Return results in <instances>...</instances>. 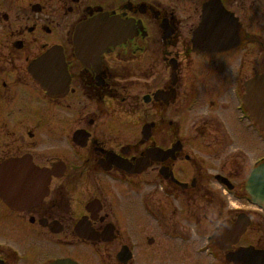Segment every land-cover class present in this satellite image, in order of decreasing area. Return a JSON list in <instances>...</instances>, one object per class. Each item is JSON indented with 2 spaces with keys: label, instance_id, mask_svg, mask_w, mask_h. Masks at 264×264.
Returning a JSON list of instances; mask_svg holds the SVG:
<instances>
[{
  "label": "flooded vegetation",
  "instance_id": "flooded-vegetation-1",
  "mask_svg": "<svg viewBox=\"0 0 264 264\" xmlns=\"http://www.w3.org/2000/svg\"><path fill=\"white\" fill-rule=\"evenodd\" d=\"M220 1L237 18L241 47L212 59L191 44L204 0H0V163L23 159L19 168L48 176L47 194L24 210L0 196V235L15 233L33 249L0 238V264H27L32 255L37 264H119L124 245L128 264H139V244L155 247L151 264H196L190 246L170 240L161 250L155 234L141 239L137 230L160 235L180 228L182 217L217 216L215 175L234 190L242 182L250 142L235 114L242 83L235 60L253 47L264 52V0ZM86 22L112 33L77 37ZM46 71L56 74L50 91L41 83ZM27 101L36 120L22 128L8 110ZM192 118L197 126L185 133L178 120ZM75 131L81 144L72 142ZM147 149L172 154L150 159L138 175L120 167ZM27 177L14 173L24 185ZM78 226L96 240L78 237Z\"/></svg>",
  "mask_w": 264,
  "mask_h": 264
},
{
  "label": "water",
  "instance_id": "water-1",
  "mask_svg": "<svg viewBox=\"0 0 264 264\" xmlns=\"http://www.w3.org/2000/svg\"><path fill=\"white\" fill-rule=\"evenodd\" d=\"M204 9L202 22L197 31L194 33L193 42L195 43L196 50L211 53L215 50L231 47L227 39H233L234 36H236V32H239V27L236 21L231 19V16L220 10L219 4L215 1H211L206 4ZM208 21H212L219 29L222 30L225 39L209 43L203 38ZM95 25V22L86 23L78 31L77 37L82 36V34L90 33L87 35L89 39H101L102 36H105L107 30H96ZM41 59L46 62L48 60V56ZM34 74L36 78L40 75H38L37 71L34 72ZM54 75L56 74L46 71L44 77L41 78V83L44 84L46 89L49 91L53 90L48 88L49 84H56V82L52 80ZM246 89L247 92L244 96L246 108L248 109L252 119L259 123L262 129H264V74L252 78V80L246 84ZM18 162H20V160L10 161L0 167V195H2L5 203H7L11 208L22 210L23 208L37 203L41 198H43L46 194V185L48 180H46V174L43 175L42 172H38L32 167L24 168L22 170L24 171L23 173L19 170V173L22 176H28L27 179H25V185L30 195L28 197L22 196L21 193L25 191L17 190V192L21 195L17 196V192L15 190L16 185H14L17 181L14 180V173L17 171ZM5 180L6 183L3 182ZM246 191L249 192L254 202L264 203V163L258 165L253 170ZM238 226L240 228H238ZM244 227L245 224L243 223H241V225L239 223V225L235 224L225 226L224 229L220 231L219 235H216L215 240L218 247L221 250H224L230 248V245L236 244L240 235L244 231ZM80 235L87 236L83 231H81ZM263 256V252L253 250L252 248H237L235 252L228 253L226 255V261L233 262V264H264Z\"/></svg>",
  "mask_w": 264,
  "mask_h": 264
},
{
  "label": "rangeland",
  "instance_id": "rangeland-1",
  "mask_svg": "<svg viewBox=\"0 0 264 264\" xmlns=\"http://www.w3.org/2000/svg\"><path fill=\"white\" fill-rule=\"evenodd\" d=\"M259 32L261 33V36L264 37V34H262L263 30L259 29ZM240 56L236 57V60H235L236 64H239L238 62H239ZM241 57H244V56H241ZM240 59H241L240 66H242V68H240L242 80H246L247 78H250L253 74L257 72L264 71V65H262V62H264V52L257 50L256 47H253L252 54H249V56L244 57L245 61L242 58ZM232 79H234V74H227L225 76V81H231ZM29 102L30 101H27L24 103H17L16 105L11 106L8 110L10 117L16 114L15 121L20 122L19 126H22V128H24L27 124H32V122L36 120L34 112L28 110ZM38 104L39 103H37L36 106L34 107L35 109L38 108ZM19 111H23V112L21 114H17ZM235 114L237 115V113ZM178 122H179V127L181 126L182 130L185 133H188L190 132V130L192 131L194 126H197L198 121L195 118H192L190 120H178ZM241 138L242 139L247 138L246 140L250 142V147L246 149L247 153H249V156H250L248 160L249 165L245 167L244 172L241 175L242 176L241 179L245 180V177L247 176V172L250 169V164L252 163V161L256 159L257 157L264 155V144L258 140L255 134L252 133V131L244 130V127L241 128ZM223 172L225 173V171ZM140 189H142V187H140ZM211 189L214 191V194L218 196H220V192H221L222 198L226 202L225 209L228 210L230 213L236 212V210L241 209V210L250 211L248 212L249 215L250 214L252 215L253 213L259 214L257 213L255 209L248 206V204L245 201L246 197L242 193L243 191H239V190L237 192L235 191V195L237 196L235 198L233 196H228L227 193H224L223 190L220 189L215 184V182L211 184ZM175 203L173 201L174 206H176ZM224 214H225V211H224ZM224 214L222 215L220 213V215H217V217L202 219L198 224L197 223L194 224V222L190 218L189 219H185L184 217L181 218V220L178 222L179 227H180L178 228L180 232L178 236H181L182 238L173 239V240H178L185 244H196L194 246H190L191 249L188 250V253L186 252V255L189 256L188 260L192 258L191 260L193 262L197 261L196 264H210V263H213L212 261H210L212 258L210 256V253H213L214 258L212 259L214 262H217L218 258L215 257L217 256V254L213 251L211 244H208L206 241H207V237L213 231V227L217 224V222H220L224 218ZM4 233L5 234L0 235V238L2 241L9 242L11 245L16 246L17 248L20 245V246L27 247L31 251L33 250L31 247L24 244V242L19 238V235H16L15 233H11V232H9V234H7L6 232ZM137 233L141 239H143L146 236L155 234L157 236V240L159 241V244L157 245L161 247V250H165L167 247L170 246L169 237L161 232H160L161 237H159L160 235L158 234V232L153 231L151 226L150 228L147 227V231H144L143 228L140 227L138 228ZM262 243H263V240H260L259 236H255V233L253 231L248 230L247 235L243 237V240L240 241L239 245H243V246L254 245L256 247L257 246L260 247ZM157 245L155 244L156 247ZM171 245H176V244L173 243ZM176 246H180V245L177 244ZM200 246H203L204 249L201 251L202 252L201 256H197L194 254V251L197 250V248ZM137 247H139V250H140V253L137 251L139 253L137 257H139V259L141 258V261L139 262V264L140 263L141 264H144V263L151 264L150 255H151V252L153 251V248L155 247L152 248V247L147 246L146 244H139ZM191 251L193 254H191ZM194 257H197V258H194ZM85 258L86 257H84V259ZM221 260L218 259L219 262ZM95 262L96 264H98L96 260ZM26 263L27 264H37L38 263L37 256L32 255L30 258H27ZM88 263L92 264V261H88ZM82 264H86L85 261H82Z\"/></svg>",
  "mask_w": 264,
  "mask_h": 264
},
{
  "label": "snow or ice",
  "instance_id": "snow-or-ice-1",
  "mask_svg": "<svg viewBox=\"0 0 264 264\" xmlns=\"http://www.w3.org/2000/svg\"><path fill=\"white\" fill-rule=\"evenodd\" d=\"M207 42L212 43L225 39L221 29H219L212 21L207 22L206 31L203 37Z\"/></svg>",
  "mask_w": 264,
  "mask_h": 264
}]
</instances>
